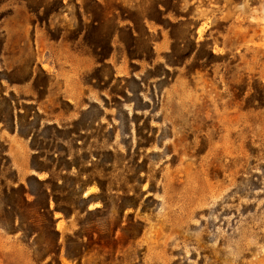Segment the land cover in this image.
Segmentation results:
<instances>
[{
    "label": "rangeland",
    "instance_id": "374dc122",
    "mask_svg": "<svg viewBox=\"0 0 264 264\" xmlns=\"http://www.w3.org/2000/svg\"><path fill=\"white\" fill-rule=\"evenodd\" d=\"M0 264H264V0H0Z\"/></svg>",
    "mask_w": 264,
    "mask_h": 264
},
{
    "label": "crops",
    "instance_id": "0c3cea01",
    "mask_svg": "<svg viewBox=\"0 0 264 264\" xmlns=\"http://www.w3.org/2000/svg\"><path fill=\"white\" fill-rule=\"evenodd\" d=\"M87 193H89V192H87ZM87 193H86V194H87ZM88 195H89V194H88ZM90 196H93V194H91Z\"/></svg>",
    "mask_w": 264,
    "mask_h": 264
},
{
    "label": "bare ground",
    "instance_id": "6f19581e",
    "mask_svg": "<svg viewBox=\"0 0 264 264\" xmlns=\"http://www.w3.org/2000/svg\"><path fill=\"white\" fill-rule=\"evenodd\" d=\"M87 194H89V193H87ZM87 194H86V195H87Z\"/></svg>",
    "mask_w": 264,
    "mask_h": 264
}]
</instances>
